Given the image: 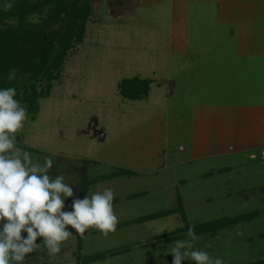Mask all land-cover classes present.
<instances>
[{
    "label": "rangeland",
    "instance_id": "rangeland-1",
    "mask_svg": "<svg viewBox=\"0 0 264 264\" xmlns=\"http://www.w3.org/2000/svg\"><path fill=\"white\" fill-rule=\"evenodd\" d=\"M250 1L91 0L82 42L67 53L49 96L38 100L39 110L27 114L18 144L31 149L25 151L34 162L53 158L48 174L53 179L63 174L74 193L65 199V212L73 211L75 199H84L83 189L92 180L118 169L133 172L132 178L97 183L89 194L113 189V211L120 222L134 219L129 222L134 227L110 233V239L90 228L80 252L81 237L68 226L74 236L56 258L36 250L26 255L25 264H80L81 253H102L116 241L136 243L135 256L149 254L152 263L161 258L158 264H172L168 249L190 239L185 235L190 226L202 237L195 247L225 264H264V147L254 146L264 138L236 134L230 117L232 104L262 95L264 71L257 72L254 59H234L239 49H221V37L232 41L233 31L243 36L242 53L248 43L264 48V0L253 14L244 8ZM5 2L18 5V0H0V7ZM48 10L28 17L26 27L41 25L47 34L60 29V23L48 21ZM250 15L257 19H247ZM24 26L10 18L0 30L12 34ZM243 64L256 68L250 89L245 85L254 73L236 71ZM13 72L8 84L32 77ZM134 77L153 80L147 98L130 101L121 95V82ZM34 81L39 92L47 84ZM19 92L23 98V89ZM139 193L146 196L125 199ZM249 214L255 216L244 221ZM217 221L228 222L227 227L198 229ZM42 242L38 237L36 243ZM123 257L108 263H136Z\"/></svg>",
    "mask_w": 264,
    "mask_h": 264
},
{
    "label": "clouds",
    "instance_id": "clouds-1",
    "mask_svg": "<svg viewBox=\"0 0 264 264\" xmlns=\"http://www.w3.org/2000/svg\"><path fill=\"white\" fill-rule=\"evenodd\" d=\"M12 8V3L3 5L5 12ZM14 78L15 73H10L8 79ZM16 94L14 87L0 90V264H25L26 255L36 250H46L50 259L56 258L74 236L68 226L80 237L90 228L107 237L115 233L119 223L113 211L115 193L111 188L75 199L71 212L63 210L65 199L74 193L63 174L54 179L48 174L53 158L44 156L43 163L34 162L31 154L17 145L16 134L24 127L27 108L14 98ZM249 158L257 157L252 153ZM22 232L27 233L26 237ZM185 235L190 239L177 240L168 249L174 257L172 264L184 260L225 264L222 257L195 247L202 237L195 234L194 226ZM38 237L43 238L42 244L36 243Z\"/></svg>",
    "mask_w": 264,
    "mask_h": 264
},
{
    "label": "trees",
    "instance_id": "trees-1",
    "mask_svg": "<svg viewBox=\"0 0 264 264\" xmlns=\"http://www.w3.org/2000/svg\"><path fill=\"white\" fill-rule=\"evenodd\" d=\"M7 3V2H5ZM15 8L5 12L3 5L0 7V24L5 23L10 18H18L24 30L8 34L0 30V90L14 87L17 99L27 108V114L35 113L39 110L40 98L48 97L52 89V82L55 81L62 71L64 60L67 53L73 49L75 43L82 42L85 33L86 22L91 17V0H18ZM49 8L48 21L50 23H60L58 30L46 33V29L35 25V28L26 27L28 17L34 14H41ZM6 33V34H5ZM16 70L23 74H31V78L15 84H8L6 78L10 71ZM34 80L47 84L39 92ZM153 80L134 77L124 79L120 86L121 95L130 101H139L149 96ZM23 89V98L19 97V91ZM30 90V91H29ZM21 137V132L16 134L17 145ZM23 148V147H20ZM24 150H31L23 148ZM134 173L126 169H118L115 173L92 180L83 189V197L88 195L91 186L97 182L113 179L122 176H133ZM137 195L131 196V198ZM254 214L243 216L244 221H249ZM151 219L149 217L141 220ZM241 220V219H240ZM228 222H209L200 225L198 229L209 232L221 227H227ZM221 224V225H220ZM202 226V227H201ZM158 242V241H156ZM153 244H157V243ZM169 242V241H167ZM82 249V238L79 240V250ZM124 250V249H123ZM126 251L129 249L126 248ZM123 251L102 252L84 257L82 253L78 259L80 264L105 261L106 259L117 256Z\"/></svg>",
    "mask_w": 264,
    "mask_h": 264
},
{
    "label": "crops",
    "instance_id": "crops-1",
    "mask_svg": "<svg viewBox=\"0 0 264 264\" xmlns=\"http://www.w3.org/2000/svg\"><path fill=\"white\" fill-rule=\"evenodd\" d=\"M260 2H261V0H251L250 5H245V4H243V5H245L244 8H250V11L248 14H250V13L253 14V12H252L253 7L255 5L256 6L260 5ZM248 17H250V18H248ZM248 17H247V19H249V20L250 19H254V20L257 19V18L255 19V16H252V15H250ZM221 38L223 40V42L221 43V45H222L221 49L223 51H225V53H226L227 49L232 51V52L235 49H239L237 52H235L233 54L235 57L234 59H236L238 57H248V58H251L252 60L254 59V62L257 64V68L259 70L257 72L264 71V54L261 53V51L264 48L261 44H259L258 42L256 43V45H254V43H248V45H245L244 53H242L241 48L244 47V44H243V36L241 34L236 35L234 33V31L231 32V34H228L229 40H232V41H226V37H224V36ZM221 53L223 54L222 51H221ZM240 55H245V56H240ZM227 57L230 58V60H228V61H229V64H231L232 55H229ZM246 64H243V67L237 66L236 71L245 69V70L249 71L250 73H254L255 72L254 70L256 68L254 69L252 67V65H247V67H246ZM255 78H256V74L254 73L249 79L250 82L247 83L245 86L248 87L249 89L252 88V85H253L252 79H255ZM233 105H235V106H233ZM231 106H233V107H231L232 111H231L230 117L233 119V126H234V130L237 132L236 134L239 133L241 135H244L248 139L264 138V90H263L262 95H258V93H256V95H254V96H246L245 98L242 99V101L240 103H235V104H232ZM254 146L264 147V141H256L254 143ZM123 177L132 178V177H135V175L130 176V177L122 176V177H116V178H123ZM107 180H111V179H107ZM97 183H99V182H97ZM88 194H89V192H88ZM141 194H144V193H141ZM141 194L139 193V194H137L136 197L131 198V196L135 195V194H132L131 196H128L125 199L135 200L136 198L146 196V194L145 195H141ZM117 200L120 201V199H117ZM140 216H143V215H140ZM133 220L134 219L125 220V221H121V222L119 220V223L117 224L116 231L114 234L112 233L113 234L112 236L116 235L117 233H120L121 228H123V227H129V226L134 227V225L129 224V222L133 221ZM92 232L94 235V234H96L97 230L92 231ZM98 235H102V234L98 231ZM110 236H111V234H110ZM107 239H110V238H108V236H107ZM82 241L84 244V238H82ZM134 245H133V243H128L127 241L119 242V243H118V241H116L114 244L111 242L109 244H106L107 249L102 250L103 252H109V251H112V252L123 251V252L117 256H113V257L106 259L105 262L106 261L108 262L109 260L113 261L114 259H117L120 256H124L121 259L122 261L125 260V258H129L131 261L136 262L134 264H158L157 262H160L162 260L161 258L159 260L156 258L157 260H155L153 263L150 262L149 261L150 255L147 254V252H146L147 255H145V256H142V257L140 255L135 256L136 252L134 251V248H132ZM126 248H128V249L130 248V249L128 251H124ZM96 253H98V252H96ZM139 254H141V252ZM170 258H172V257H170ZM105 262H104V264H105ZM186 263H190V262H186ZM108 264H110V262Z\"/></svg>",
    "mask_w": 264,
    "mask_h": 264
}]
</instances>
